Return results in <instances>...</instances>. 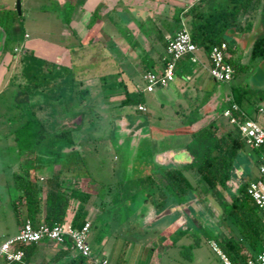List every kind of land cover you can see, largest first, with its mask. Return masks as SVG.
Returning a JSON list of instances; mask_svg holds the SVG:
<instances>
[{
  "label": "crops",
  "instance_id": "0c3cea01",
  "mask_svg": "<svg viewBox=\"0 0 264 264\" xmlns=\"http://www.w3.org/2000/svg\"><path fill=\"white\" fill-rule=\"evenodd\" d=\"M66 1L63 3V7L67 5ZM148 3L151 5L150 7ZM190 3L191 1L188 0H73V17L68 21L60 19L61 25H63L59 27L60 35L56 38L57 42H51L52 45L57 47L58 53L55 54L54 58L49 57L50 59L47 58L44 61L46 76H54V71L58 73L56 75L58 76L64 66H68L69 69H75L77 71L75 80L80 82L83 87L88 88L91 95L96 93L109 105L120 106L125 91L141 92L143 96L144 102L140 104L146 108V111H139L143 112L142 114L145 117L135 119L136 121L134 122V120H130L123 114L116 117L113 125L114 130H117L116 132L118 133H123L124 130H132L136 142L142 144L141 153L139 152L137 155L134 153V155L127 157L126 167L128 164L129 166L126 171L120 170L122 174L120 179L110 180L107 177L98 176L88 178L90 183L92 181L96 183L94 190L90 191L91 198L87 204L85 217V221L91 223L88 242L94 256H104L112 264H127L122 257L125 256L126 249L119 252V247L115 246V244L114 248L116 249L109 248L103 238L100 239L98 235L93 233V228L95 222L99 218H103V216L105 224L113 229L120 222H127L129 211L131 209L133 211L135 205L138 204L137 199L142 197L140 199V202H142V199L146 197L142 194L129 200V195L119 198L113 196L112 187L119 183H122L123 187H128L130 182L134 180L133 174L150 175L153 179L150 186L156 187L155 189L158 192L157 201L162 200L164 203L167 199L169 200L164 207L163 204L159 203L158 205L156 203V223L158 227L156 228V233L151 238H148V242H146L149 244L148 246H152L150 260L147 264H159V256L167 254L170 250H176V248L178 251L182 246L187 245L194 248V250L199 248V244L190 241L189 238L192 236L191 233L198 234L200 230H195L194 232L181 230L180 236L176 240L171 241L168 227L159 223L166 216L170 220L167 221L169 224L172 222L177 223L175 220L179 210L182 213L186 212L187 216H189L191 214L190 203H184L187 200L193 199V203L199 207V203L209 199L206 197L211 195L206 192L207 185L199 180L195 169L190 167V164L194 161V155L190 150V146L193 143L191 133L207 127L212 122H215L220 127V132L223 130L232 131L233 126L221 113L226 101L232 96L233 86L244 85L247 88L251 86L252 75L258 72L259 64L264 61V59L255 60L250 63L245 72L234 77L231 81L216 83L208 72V58L203 54L202 50L198 49L196 51L198 62H190L188 56H185L177 63L175 78L171 83L164 87H156L151 92H146L143 80L145 72H157L162 69L167 56L166 45L163 40H170L175 31L180 28L175 25L173 18L175 7H184L186 9ZM59 5L61 6L62 4ZM252 19V25L249 29L245 27L247 17H244L239 28L229 32L231 48L227 51V57H238L240 62L248 63L252 44L257 35L264 30V25L261 24L257 16ZM183 23L184 19L181 21L182 25ZM25 32L27 35L25 41L27 42L30 35L26 30ZM81 54L83 55L82 57ZM86 63L89 64L88 67L90 68L88 72H86V67H82ZM50 66H54L52 73H49ZM102 67L105 68L104 71H102ZM51 76L46 77L47 81L52 80L50 79ZM14 78L13 75H9L7 69H4L1 59L0 90L8 84L10 85L8 87L14 88L16 85L12 86L13 83H11ZM66 81L68 82V79L63 76L59 83H65ZM48 82L50 83L51 81ZM147 105L153 107V115L149 113ZM77 121L80 122V119L78 118ZM72 124L74 123L72 122ZM77 133L82 134L84 130H78ZM116 135L114 132L108 140H104L105 143L109 146L120 143L121 137L118 138ZM7 138L13 142L12 134L8 135ZM80 143H77V151H82ZM14 147L9 146V153L7 152L14 160L9 165L10 181L5 183L7 193L5 201L9 202V204L14 195L12 177L15 173L20 172L21 169L20 157L16 155ZM81 154L84 158L85 154L83 155V151ZM257 156L258 153L255 148L247 144L244 145V148L237 156L236 166L232 170L230 180L226 183V187L222 189L223 196H225L227 202L237 194L242 185L248 184L251 180L257 178V176L253 175L250 167L254 164L257 165ZM166 166L181 169L182 173L195 188L193 194H191L192 197H188V195L178 200L172 195L167 197L161 193V188L164 185L161 182L160 169ZM83 167H87L85 161L83 162ZM82 169L81 171L85 172ZM112 170L114 171V168L110 169V171ZM86 173L88 174V172ZM81 176L77 177L76 174L68 172L62 176V179L66 184L72 185L67 180L72 178L80 182L83 178ZM42 177L43 175H41ZM210 197L221 208L219 224H217L215 231L210 232L212 236L209 237L210 240L223 235L231 236L241 242V254L246 258L259 252V249H255L244 241L239 229L225 218L224 203L212 195ZM190 202L192 203V201ZM73 216V210L68 209L65 218L72 220ZM146 219L145 213H138V216L132 219L133 228L137 229L140 227L142 229L144 221H148ZM181 223V225L185 224V219ZM18 228L15 220L14 223H5L0 227V240L16 234ZM124 231L130 234V230L125 229ZM138 247L142 249L143 244L141 243ZM59 248L60 246L47 240H41L33 247L29 263L38 264L42 260H48L53 257L54 252ZM61 248L65 249L64 247ZM108 248L111 249L110 255L107 253L110 251ZM74 254L70 249L63 256V259L73 257ZM193 256L196 260L191 264H211L209 259L208 262L207 260L203 262V257L198 253ZM218 261L219 258L217 256Z\"/></svg>",
  "mask_w": 264,
  "mask_h": 264
},
{
  "label": "trees",
  "instance_id": "16d2710c",
  "mask_svg": "<svg viewBox=\"0 0 264 264\" xmlns=\"http://www.w3.org/2000/svg\"><path fill=\"white\" fill-rule=\"evenodd\" d=\"M15 15H17L16 12L14 14L11 9H0V26L5 29L7 37L3 53L0 54V61L6 52L15 56L16 51H23L21 54L23 66L20 69V74L24 78V83L16 84L15 91L13 90L14 92L11 94L10 107H16V113L9 119H16L18 124L6 134L7 136L12 134L14 149L21 162L20 172L15 173L12 177L14 195L10 201V208L18 227L22 226L26 220H29L33 226L40 223L53 226L63 221L70 209L74 213L72 225L79 228L85 222L91 192L82 186L66 184L62 176L68 172L73 174L75 172L72 171V165L61 164V158L64 155L75 154L76 150L72 151L71 148L61 147L59 148L60 152L49 160L41 153L42 150L48 148L47 145L49 147L53 145V140H56L55 144L57 145L66 140V143L73 145L72 140L70 141L68 138H72L74 129L76 130L78 127L75 125L81 124L82 117H79L80 122L74 121L72 125H66L65 121L86 113V110H82L83 108L80 106L83 105L89 91L78 81L69 82L68 80L65 83L55 84L53 79L58 74L55 71L53 72L54 76L50 75V79H52L48 80L51 81L50 83L46 78L50 76H46L45 72L40 74L41 80L44 79V82H37V78H39L37 73L41 71L33 70L34 54L31 48L26 47L25 38L27 35L23 22ZM68 16L69 12H66V21L69 20ZM254 16H257L261 24L264 25V0H197L191 2L186 9L175 7L173 18L175 25L180 27L178 30L185 28L189 32L193 43L208 58L209 66L212 47L224 42L227 45V53L231 48L229 32L239 28L244 17H247L245 27L249 29ZM182 19H184L183 25L181 24ZM168 42L169 39L163 40L166 49ZM258 59H264V30L257 35L252 44L248 63L240 62L238 57L226 56V61L233 69L232 79L245 72L250 63ZM53 67L50 66L49 73H52ZM11 83L15 84L14 80ZM232 101L244 114L240 120L249 117L247 108L251 106L255 114L264 115V94L259 97L253 96L250 89L244 85L233 86L232 96L227 99L223 110ZM143 102L141 92L125 91L121 105H137L138 107ZM253 120L256 121V119ZM191 135L193 143L190 150L194 155V161L190 167L195 169L199 180L207 185L206 192H210L212 196L224 203V216L239 229L242 239L260 251L262 236H264V218L247 193L248 184L242 185L229 202L223 196L222 190L230 180L232 170L236 166L237 156L244 148L245 142L240 139L235 127L232 131L223 130L220 132V127L215 122L191 133ZM41 146L42 149L39 150ZM255 150L259 153V149L255 148ZM58 164L60 167L57 168ZM43 168L46 171H41ZM160 173L161 182L164 185L161 188L163 195L167 197L172 195L181 200L193 193L195 188L181 169L166 166L160 169ZM41 175H43L42 178ZM76 175L77 177L81 176L80 174ZM152 180V177L147 175L144 177L143 183H147L149 186L152 184ZM156 203L163 204L162 200ZM214 240L233 264H246L247 258L241 254L240 241L225 235L215 237ZM47 241L60 246V248L54 252L53 257L42 260L38 264H86L85 258L79 254L63 259V256L71 249L70 242L58 244L51 240ZM35 244L31 243L23 247L22 262L29 263ZM22 262L10 264H22Z\"/></svg>",
  "mask_w": 264,
  "mask_h": 264
},
{
  "label": "rangeland",
  "instance_id": "374dc122",
  "mask_svg": "<svg viewBox=\"0 0 264 264\" xmlns=\"http://www.w3.org/2000/svg\"><path fill=\"white\" fill-rule=\"evenodd\" d=\"M16 1L17 0H0V9H11L14 14L16 12V18H21L25 30L30 35V38L26 42V47L31 48L33 51L32 53L34 54L35 61L33 62V70L41 71L37 73V77H39L37 78V82H44V79L41 80L40 77V74L45 72L46 66L44 61L49 57L54 58L56 56L55 54L58 53L57 47L52 45L51 42H57L56 38L58 35H60L59 27L63 26L61 25V20H65V13L69 12L68 19L73 17V0H19L20 13L17 12ZM65 1L67 5L63 7V3ZM59 4L62 5L60 6ZM148 6L150 7L151 5L148 3ZM6 38V31L0 26V54L3 53ZM22 52L23 51H16L15 56L10 54V52H6L2 57L4 69H7L9 75H13L15 77V85L19 83L22 85L24 83V78L20 74V69L23 66V63L21 62ZM82 56L83 55L81 54V57ZM87 64L88 63L82 66L86 67V72L90 70L88 67L89 64ZM258 67V72L252 75V82H250L251 86H249L250 93L256 97L262 96V94H264V61H262ZM104 69L105 68L102 67V71H104ZM61 71L62 72H60L59 75L53 79L55 84H57L63 76L65 79H68L69 82L77 81L75 80V75L77 74L75 69H69L68 66H64ZM8 85L0 90V227H2L5 223H14V216L11 211L10 204L9 202L5 201V195H7L5 183L10 181L11 177L9 174V165L14 162L10 154H7L9 151L8 148L9 146H14L15 144L13 145V142L10 141L11 139L7 138L6 134L8 131L17 126L18 121H16V119L9 120L11 116L16 113V107H10L12 98L11 94L15 91V87L10 88ZM12 86H14V84ZM89 95L91 94L89 93ZM89 95L85 98L83 105L80 106V108H83L82 110H86V113L65 121L66 125H71L72 122L77 121L80 116L82 117L81 124H77L78 127L76 130L74 129L72 138H68V140H72L73 145L66 143L67 140L65 142L62 141L60 145H57L55 144L57 143L56 140H53V145H50V147L47 145L48 148L42 150L41 154H44L45 158L49 160L53 158L56 153L60 152L59 148L61 147H64L65 149L71 148L72 151L76 150L75 154L64 155L61 158V164L64 166L72 165V171H74L75 174H80L84 177L80 180V182L72 178L67 180V182L71 183L72 185H80L86 189L88 188V191H93L96 183L93 181L90 183V177H107V179L110 180L120 179L122 176L120 170L126 171L127 167L129 166L128 164L126 167V162H128L127 157L134 155V153L136 155L139 154L140 149L142 148V144H140V142H136L132 130H124L123 133L116 132L117 130H114L113 126L114 120L117 116L119 117L124 114L125 117L130 118V120H134L135 122V119H140L143 116L145 117L141 111H146V108L143 106L144 109L139 111L137 105H120L115 107V105H109L106 103L103 98H100V96L96 93L91 96ZM147 109L149 113L153 115V107L149 105ZM247 114L250 118L256 119L259 125L264 126V115L255 114L252 106L251 108H247ZM78 130H84V133H77ZM113 131L115 134H117L116 136L118 138L121 137L120 143L109 146L104 140H108L109 137L114 134ZM79 142H81L80 147L83 151V155L85 154L84 158L81 154L82 151H77V143ZM40 149H42V146L39 147V150ZM84 161L87 164L86 168L82 166ZM58 167H60L59 164L57 165V168ZM250 167L253 175L258 176L257 165L254 164ZM44 168L41 171H46ZM113 168L114 171H110V169ZM81 169L85 170V172L81 171ZM86 172H88V174ZM133 177L134 180L130 182L128 187H123L122 183L113 186V196L119 198L129 195V200L137 198L138 195L141 196L142 194L146 197L142 199V202H140L142 197L137 199L138 204L135 205L133 211L132 209L129 211V219L127 222H120L116 227H114L115 229H113L109 225L105 224L103 216V218H99V220L95 222L93 233L98 235L100 239L103 238V241L105 240L108 247L111 249H116L114 248V244L115 246L119 247V252L126 249L125 256H122L123 260L125 259V263L147 264V262L150 260L152 246H148L149 244L146 242H148V238H151L156 233V228L158 227L156 223V198L158 192L155 189L156 187L150 186L151 184L147 186V183L142 182L145 175L141 176L133 174ZM190 177L193 178L192 176ZM210 196L211 195L206 196L209 199L199 203V207L197 204L193 203V199L184 202L185 204L190 203L191 214L187 216L186 212L182 213L181 210H179L175 220L177 223L172 222L169 224L167 221L170 220L166 218L167 216L162 219L159 224L168 227V230L171 233H169L171 241L176 240L180 236L181 230L185 232H194L195 230H200L198 234L191 233L192 236L189 238L190 241L197 242L199 244V248L194 250V248L186 245L182 246L178 251L177 248L176 250H170L167 252V254L159 256V264H191L192 262H195L196 258L193 255L197 253L203 257V262L206 260L208 262L209 259V263L218 264L219 261L217 262V256L209 246V237H212L210 232L217 229L216 226L219 224L218 221H220L221 218V208L218 206L217 202L215 203L211 200ZM188 197H192V195H189ZM168 201L169 200L167 199L163 203V207L168 203ZM190 201H192V203ZM138 213H145L147 216L146 220L148 221H144V226H142V229H140V227L134 229L132 226V219H135L138 216ZM170 218L173 219L172 216H170ZM183 219H185L186 223L181 225ZM125 229L130 230V234L124 231ZM141 243L143 244L142 249L138 247L141 245ZM109 248L108 250L110 251L107 252L108 255L111 254V249Z\"/></svg>",
  "mask_w": 264,
  "mask_h": 264
},
{
  "label": "built area",
  "instance_id": "2783aa9c",
  "mask_svg": "<svg viewBox=\"0 0 264 264\" xmlns=\"http://www.w3.org/2000/svg\"><path fill=\"white\" fill-rule=\"evenodd\" d=\"M197 0H192L194 2ZM197 46L191 40L189 32L182 28L177 30L170 38L166 53L164 65L160 71H147L144 76V90L146 92L153 91L156 87H164L171 83L175 78L177 62L188 56L193 63L198 62L196 51ZM227 45L222 42L213 46L210 51V65L208 72L216 82L226 83L232 79V66L226 61ZM143 110V105L137 107ZM227 121L237 129L238 135L245 144L259 149L257 156L256 179L251 180L247 185V193L254 201L264 218V127L260 126L255 120L244 116L235 102H231L222 111ZM91 223L85 221L84 224L76 228L72 225V220L64 218L63 221L53 226L40 223L33 226L29 220H26L22 226L18 228L16 234L6 237L0 241V264H10L12 262H22L24 250L23 247L37 243L41 240H51L58 244L70 242V248L75 254L83 256L86 264H112L104 256H94L90 244L88 242V234ZM210 248L219 258V264H233L225 252L219 247L215 240L209 241ZM22 264H30L22 262ZM246 264H264V236H262L261 250L255 255L246 259Z\"/></svg>",
  "mask_w": 264,
  "mask_h": 264
},
{
  "label": "water",
  "instance_id": "95a60500",
  "mask_svg": "<svg viewBox=\"0 0 264 264\" xmlns=\"http://www.w3.org/2000/svg\"><path fill=\"white\" fill-rule=\"evenodd\" d=\"M16 9H17V12L20 13V4H19V0L16 1Z\"/></svg>",
  "mask_w": 264,
  "mask_h": 264
}]
</instances>
